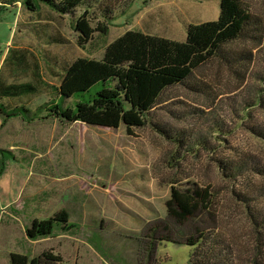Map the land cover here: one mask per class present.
Instances as JSON below:
<instances>
[{"label": "rangeland", "instance_id": "1", "mask_svg": "<svg viewBox=\"0 0 264 264\" xmlns=\"http://www.w3.org/2000/svg\"><path fill=\"white\" fill-rule=\"evenodd\" d=\"M245 2L264 22V0ZM26 3L0 0V78L37 88L0 100L21 113L6 124L0 117V264H9L12 253L35 258L46 251L66 264H189L194 247L160 240L173 228L178 241L196 229L218 231L225 250L214 264H264V235L252 220L255 212L264 215V42L225 46L186 85L168 90L134 135L125 125L31 121L47 114L46 105L75 109L103 88L62 97L57 88L67 64L103 59L107 46L129 31L185 42L189 24L219 19L221 2L98 0L91 25L112 11L109 32L89 42L75 30L84 6L60 15L38 0L35 11ZM171 181L210 187L213 219L205 213L182 227L169 222ZM63 210L75 227L28 239L34 219Z\"/></svg>", "mask_w": 264, "mask_h": 264}, {"label": "trees", "instance_id": "2", "mask_svg": "<svg viewBox=\"0 0 264 264\" xmlns=\"http://www.w3.org/2000/svg\"><path fill=\"white\" fill-rule=\"evenodd\" d=\"M60 15H67L84 6L85 11L78 18L75 30L81 33L80 40L89 42L95 33L107 34L109 25L107 11L101 14L103 23L91 25L92 10L98 0H38ZM35 0H27L26 6L36 10ZM219 19L200 24H189L185 42L170 40L144 32L129 31L107 46L101 60L80 57L63 68L57 92L66 98L89 91L99 83V90L90 102H79L75 109L62 108L59 104L46 105L47 114L31 121L56 118L63 124L81 122L84 124L117 129L125 125L129 135L136 129L144 128L151 113L160 105L163 95L178 85H186L196 69L212 58L222 56L223 48L238 40H246L257 45L264 42V22L247 6L245 0H220ZM90 17V18H89ZM21 60V59H19ZM113 85L111 86V84ZM37 88L32 83H6L0 78V100L33 94ZM11 110H8V109ZM20 108L5 107L0 102V117L3 124L21 115ZM27 110V109H26ZM28 111V110H27ZM182 143V141H180ZM225 176L230 177L227 165L219 164ZM5 168L0 160V175ZM232 168V166H231ZM240 166H237V170ZM181 181H171L172 196L167 202V219L173 225L182 227L205 213L215 215V195L210 187L197 183L183 186ZM246 202V201H245ZM217 210V209H216ZM255 215V216H254ZM261 218V219H260ZM254 227L259 235H264V215H252ZM75 227L70 222L66 210L53 217L34 219L26 229L30 240L54 236L56 231H68ZM171 235L161 237V241L185 244L194 247L189 264H214L219 253L224 251L220 233L212 235L196 229L195 234L178 241L172 234L180 230L169 229ZM214 262V263H213ZM217 263V262H216ZM9 264H66L62 257L51 251L31 258L28 255L12 253ZM255 264H260L258 261Z\"/></svg>", "mask_w": 264, "mask_h": 264}]
</instances>
